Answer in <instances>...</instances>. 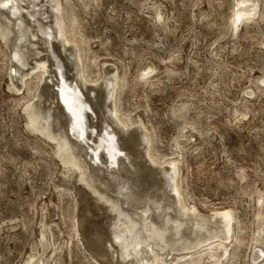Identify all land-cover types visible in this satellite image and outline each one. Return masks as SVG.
<instances>
[{"label":"rangeland","instance_id":"1","mask_svg":"<svg viewBox=\"0 0 264 264\" xmlns=\"http://www.w3.org/2000/svg\"><path fill=\"white\" fill-rule=\"evenodd\" d=\"M36 2V9L43 7L51 15L47 19L55 30L59 2L69 15L77 41L69 51L61 48L63 71L78 80L80 44L85 74L98 79L93 89L83 86L98 103L91 122L101 124V111L110 116L115 105L134 122L121 139L122 145L131 140L136 149L134 165H128L130 182L138 180L139 171L160 177L161 167L146 152L147 138L140 134L145 132L152 141V154L166 160L168 168L172 160L179 161L184 205L201 214L232 212L241 245L228 264H254V236L264 222V0L261 15L238 29L235 0ZM24 12H19L17 22ZM38 45L44 47L41 41ZM10 46L0 36V264H33L31 255L43 264H112L109 241L120 249L109 233L114 215L76 178L67 177L55 144L28 125L25 107L36 100L37 78L30 74L25 86L24 73L32 71L36 61L15 71ZM46 55L51 57L47 52L40 56ZM113 86L117 91L112 97ZM53 98L49 92L45 106L55 108ZM57 113V122L65 125V116ZM55 126L63 131L67 124ZM169 194L177 202L175 191ZM85 202H90L89 208ZM97 233L105 238L97 242L99 247L92 239Z\"/></svg>","mask_w":264,"mask_h":264},{"label":"bare ground","instance_id":"2","mask_svg":"<svg viewBox=\"0 0 264 264\" xmlns=\"http://www.w3.org/2000/svg\"><path fill=\"white\" fill-rule=\"evenodd\" d=\"M260 1L235 0L234 24L236 29L240 28L247 19L260 14ZM34 2L37 3L36 0H0V36L8 45L11 44V58L14 59L12 66L15 71L22 72L21 66L27 67L31 60L36 61L32 71L24 73L25 86L30 83L28 79L30 74H36L37 78L36 94L33 96L36 100L25 107L28 125L37 134L43 135L55 144L54 152L66 166L67 177L76 178V182L80 183L82 188L84 187V191H87V188L88 194L94 195L114 215L109 233L120 249L114 246V242L106 240V242H111L110 252H112V258L109 255L108 261L112 264H169L171 260H173L172 264H204L206 260L210 261L209 264L233 262L232 256L241 245V238H237L234 231L232 212L213 210L207 214H201L197 213L194 206L184 205L180 197L178 180L179 161L172 160L170 162L172 167L168 168L166 160H161L152 154V141L145 132L140 134L147 138L145 149L149 159L154 165L161 167L160 177L150 176V178L146 173L139 171L137 172L140 174L138 180L131 183V170L128 169V165L131 163L130 166L133 167L134 163L131 159L136 149H134V144L130 143L131 140L122 145L121 139L122 136L124 137L122 135L124 131L134 127V122L129 116H122L117 105L114 109H109L112 113L110 116H107L105 111H101L103 117L101 124L95 125L91 122V115L97 116L96 105L98 103L87 95L83 86L89 89L90 86H87L89 84L93 89L98 79H92L86 75L84 53L80 44H78L79 51L77 52L81 64L78 80H74L63 71L65 66L60 54L61 48L63 51H69L68 46L77 41L74 40V34L69 28V15L64 12L62 2H59L55 7L57 29L55 30L47 19L51 15L46 14L43 7L39 6L40 9H36ZM38 5L45 4L38 3ZM30 7L34 12L29 10ZM23 9L26 13L24 12L20 22H17V16ZM42 14L43 19L40 16ZM28 15L33 19L26 20ZM24 21L32 26H28ZM21 23L22 27L19 26ZM24 36L26 37L23 38ZM62 37H64L63 42H61ZM40 41L44 47L38 45ZM30 44L34 47H30ZM26 45L29 47L24 51L23 46ZM43 52H47L51 57L40 56ZM76 65L74 63V66ZM153 70V68L147 70V75ZM107 80L109 81L110 78ZM54 85L58 88L53 89ZM104 85L107 87L109 83L105 82ZM14 88L21 89L15 86ZM110 90L113 97L117 91L116 86L111 87ZM49 92L55 94L56 100L53 98L52 102L56 104L55 108L45 106ZM56 108L59 114L65 116L67 126L57 122L60 117L55 111ZM56 124L66 127L60 131L55 126ZM142 141V139L138 140L137 145L141 146ZM120 153H123L124 157L120 156ZM89 155L90 160L87 159ZM102 164H105V168L101 166ZM123 169L125 173L122 172ZM154 187H156L155 190H153ZM173 191L179 196L177 202L174 200L175 196L169 194ZM84 204L85 208H89L90 202ZM260 225L257 236H254L256 244L252 246L253 258L256 260L254 264H264V222ZM100 234L97 233L96 237H92V239L96 238L95 244L100 243L103 238ZM45 242L43 240V243ZM106 247L109 248L107 245L104 248ZM110 252L107 251V253ZM30 258L35 259L33 264H43L41 259L36 258L35 255H31Z\"/></svg>","mask_w":264,"mask_h":264},{"label":"water","instance_id":"3","mask_svg":"<svg viewBox=\"0 0 264 264\" xmlns=\"http://www.w3.org/2000/svg\"><path fill=\"white\" fill-rule=\"evenodd\" d=\"M89 152H91V151H89ZM119 155L124 157V154L123 153H120Z\"/></svg>","mask_w":264,"mask_h":264}]
</instances>
